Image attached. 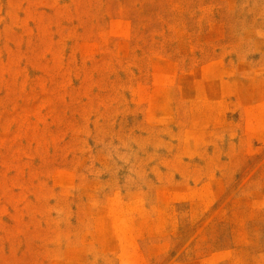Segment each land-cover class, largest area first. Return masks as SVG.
I'll use <instances>...</instances> for the list:
<instances>
[{
	"label": "rangeland",
	"instance_id": "obj_1",
	"mask_svg": "<svg viewBox=\"0 0 264 264\" xmlns=\"http://www.w3.org/2000/svg\"><path fill=\"white\" fill-rule=\"evenodd\" d=\"M0 264H264V0H0Z\"/></svg>",
	"mask_w": 264,
	"mask_h": 264
}]
</instances>
